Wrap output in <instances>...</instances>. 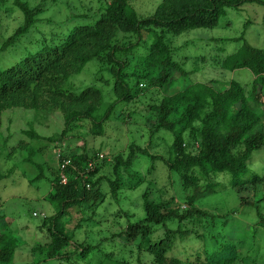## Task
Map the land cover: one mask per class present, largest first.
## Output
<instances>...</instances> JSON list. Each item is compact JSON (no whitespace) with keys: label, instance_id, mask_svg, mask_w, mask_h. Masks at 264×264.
Here are the masks:
<instances>
[{"label":"trees","instance_id":"1","mask_svg":"<svg viewBox=\"0 0 264 264\" xmlns=\"http://www.w3.org/2000/svg\"><path fill=\"white\" fill-rule=\"evenodd\" d=\"M6 3L0 0V11L10 13L18 9L23 23L0 46V52L25 35L43 11V3L32 6L26 0H14L13 7L5 6ZM252 3L264 5L263 0H160L151 16L141 18L129 0H110L105 7L97 9L95 15L99 19L94 25L72 27L66 34L40 45L36 52L27 53L15 65L0 68V117L6 111L29 110L35 116L56 108L62 114L63 128L48 141L53 142L51 146L57 163L70 161L64 170L65 184L60 180L59 169H52L51 191L45 199L54 206L55 212L44 217L40 226L41 229L46 227L48 241L38 245L34 251L36 258L28 264H91L93 260L96 262L95 252L101 251L103 242L114 240L124 243L123 256L107 254L106 260L98 259L97 264H183L169 257V253L187 241L200 242L196 249L187 251V256H196L197 264L261 263L259 259L264 254L258 255L264 252V244L254 243L247 254H242L239 244L230 242L223 234L224 224L231 214L213 215L198 207L196 202L199 194L203 197L219 192L217 188L224 189L228 185L230 189L241 191L250 185L251 203L241 196L238 201L256 210L261 223L256 227L248 226V231L254 239L259 236L264 243V229H257L264 227L258 212V205L264 203V175L243 178L250 155L264 147L263 121L254 112L264 105V50L246 42L244 36L249 23L245 22L241 35L234 39L241 45L230 55L215 61L225 72L248 70L253 76L250 86L233 80L227 84L211 80L220 88L215 89L208 83H193L171 91L169 87L178 77H186L189 72L183 71L173 59L175 51L165 38L168 34L177 36L194 29L213 28L225 15L226 8L239 9ZM83 16L87 17L80 15ZM118 33L123 36L117 38ZM133 37L136 41H132ZM140 44L145 54L136 58L135 50ZM134 58L136 62L132 63ZM194 59L206 61L202 56ZM92 60L101 64L97 75H107L105 82L111 88L113 101L106 103L102 89L95 86H86L80 92L63 88L70 76L79 73ZM134 100L144 103L151 113V120L144 117L145 124L152 122L151 139L146 147L130 143L126 155L121 152L98 159L87 154L85 144L74 150L64 144L69 133L77 128L103 136L112 118L125 124L138 111L119 110L116 116L114 112L119 104L128 105ZM160 131L173 137L168 144L167 158L147 151L152 143L154 145L152 138ZM23 133L33 139L39 138L33 129ZM39 144L38 150H44ZM27 151L30 156L28 154L25 160L33 163L34 151ZM138 155L146 157L150 165L145 173H136V181L131 183L127 173ZM158 160L171 176L176 175L180 190L190 186L198 190L201 184L203 189L186 197L182 206L177 200L181 197L176 193L166 198L169 189L173 190L172 184L169 179L163 184L153 174ZM106 166L110 168L108 176ZM219 176L227 177L226 186L218 182ZM141 184H146L142 193L143 217L131 221L133 215L120 208L121 192L134 190ZM113 204L116 208L110 213ZM101 207L102 213L107 215L98 217L96 213ZM72 212L76 214V222L71 220ZM78 213L81 214L79 218ZM102 216H110L112 225L125 218V226L95 242L89 240L88 235L78 240L67 232L70 224H74L73 231L81 229L84 223L101 225L105 219ZM6 230L5 227L0 231V264H12L18 248L17 239ZM133 241H137L134 247L125 248ZM125 249L130 254L137 252L134 263L125 257Z\"/></svg>","mask_w":264,"mask_h":264},{"label":"rangeland","instance_id":"2","mask_svg":"<svg viewBox=\"0 0 264 264\" xmlns=\"http://www.w3.org/2000/svg\"><path fill=\"white\" fill-rule=\"evenodd\" d=\"M6 1L5 6L13 7L14 0ZM26 1L32 6L43 3V11L38 15L35 25L25 35L21 36L17 42L5 51L0 52V68L2 69L15 65L27 53L36 52L40 45L43 43L48 44L53 37L56 39L66 34L72 27L94 25L99 19V16L95 15L97 9L105 7L110 0L101 2L98 0ZM129 1L141 18L151 16L160 4V0ZM80 15H87V17L83 16V18ZM263 17V4H245L239 9L226 8L225 15L219 19L217 25L213 28L194 29L177 36L166 35V40L175 51L173 59L181 65L183 71L189 72L186 77H178V81L171 85L169 89L174 91L193 83H208V85L214 87L215 85L212 84L211 80H218L225 84L233 80L250 86L253 76L248 70L241 69L233 73L225 72L220 69L215 60L230 55L241 45V42H236L234 39L241 35L245 22L249 23L244 36L246 42L255 48L264 50ZM22 23L23 15L18 9H13V12L10 13L0 11V46ZM122 36V33L117 34V38ZM221 40L224 42H221ZM132 41H136V38L133 37ZM135 53L136 58L145 54L141 44L135 50ZM200 56L205 57L206 61L194 59V57ZM136 58L132 60V63L136 62ZM189 58L191 59L188 60ZM100 67L99 61L92 60L79 73L70 76L63 88L80 92L86 86H95L102 89L106 103L113 101L111 88L105 82L108 79L107 75H97ZM100 77L101 80H99ZM219 88L220 85L215 86V89ZM222 89H224V86ZM119 110L129 113L137 110L138 114L127 119L125 124L112 118V121L107 123L105 127L106 134L103 136H94L84 128L74 129L73 132L69 133L64 144L73 150L80 149L85 144L87 154L90 157H96V154L99 153L109 158L121 152H125L126 155L130 143L146 147L151 139L149 128L152 123L147 122L145 124L144 122V117L147 116L150 119L149 114H151L147 106L139 100H134L133 103L128 105L119 104L114 112L115 116L118 115L116 112ZM254 112L262 118L264 125V105L255 108ZM42 113L34 116L29 110L19 109L15 112L6 111L0 117V231L6 227V232H10L17 239L18 248L15 251L12 264H28L36 258L34 251L38 248V245H44L48 241L46 227L40 228L43 218L51 216L55 212L54 206L45 199L51 191V182L54 176L52 169H57V158L54 154V147L51 146L53 142L48 141V139L53 138L63 128V118L56 108L45 110ZM33 116L35 118H32ZM31 129L39 136L38 139H33L23 133ZM172 139L171 134L160 131L155 138H152L155 141V146L152 143L147 151L167 158L169 156L167 154L168 144L172 143ZM37 143H40V148L44 147L43 152L38 150ZM46 143L47 145L49 143V146H45ZM15 148L17 149L13 151ZM29 149H32L35 154L32 156L33 163L25 160L30 156L27 151ZM137 157L132 169L127 173L131 183L136 181V173H145L147 166L150 165L146 157L143 158L141 155ZM37 165H39V168ZM109 170L110 168L108 169L106 166L105 174L107 176ZM153 174L155 177H159L163 184H166L168 179L170 180L172 184L170 188L173 190L169 189L166 198L170 199L169 196L176 193L181 197L177 198L181 206L184 204L186 197L197 194L199 189H203V184H201L197 187L198 190L193 186L186 187L184 191L180 190L176 175L171 176L172 173L170 174L167 171L160 160L155 162ZM253 175H264V147L253 152L247 161V172L243 178L247 179ZM98 176H101V174ZM218 182L222 184L221 186L225 185L228 182L227 177L219 176ZM247 187L246 190L237 191L236 189H230L227 185L224 189L217 188L219 192L215 191L203 197L199 194L196 202L198 207L210 211L213 215L225 216L231 214V218L224 224L223 234L230 242L233 240L239 244V250L242 254H247L254 243H258L260 246L264 244L258 235L256 240L248 231V226L256 227L261 223L256 210L252 207H244L243 202L238 201L241 196L251 203L253 193L250 190L251 186ZM145 188L146 184H141L134 190H123L121 192L120 208L133 215L131 221L143 217L142 193ZM112 207L110 213L114 212L113 210L116 208L114 204ZM102 209L103 207L100 208L99 213H96L98 217L99 215H107L102 213ZM258 212L264 220V203L258 205ZM80 215L78 213V218ZM71 220L73 222L77 220L74 212H72ZM119 220L115 222L116 225H112V218L108 216L105 217L101 225L91 226L84 223L81 229L74 231L72 229L74 224L67 222L70 225L66 229L78 240H83L88 235V239L95 242L98 239L110 236L112 232H119L120 228L125 226L126 219L121 218ZM261 227H257V229H264V227ZM202 232L204 231L202 230ZM204 234L207 235V232H204ZM199 243L194 241L184 242L179 247L176 246L169 253V257L179 259L183 261V264H197L199 261H196V256H187V251L196 249L200 245ZM135 244H137V241H133L125 248L134 247ZM123 245L124 243L118 240L103 242L101 251L95 252L96 262L99 263L98 259L106 260L107 254L114 257L123 256L121 253ZM124 252L127 260L134 263L137 252L131 251L130 254L129 250L126 249ZM263 254L264 252H261L258 256ZM200 257L203 256L200 255ZM259 261H261L260 264H264V256ZM96 262L93 260L91 264H97ZM52 264L58 263L53 262Z\"/></svg>","mask_w":264,"mask_h":264},{"label":"built area","instance_id":"3","mask_svg":"<svg viewBox=\"0 0 264 264\" xmlns=\"http://www.w3.org/2000/svg\"><path fill=\"white\" fill-rule=\"evenodd\" d=\"M101 157L102 156H100V158ZM69 164H70V161H68V160L63 161V162H59V170H60L59 177H60L62 184L66 183V175L64 174V170Z\"/></svg>","mask_w":264,"mask_h":264},{"label":"clouds","instance_id":"4","mask_svg":"<svg viewBox=\"0 0 264 264\" xmlns=\"http://www.w3.org/2000/svg\"><path fill=\"white\" fill-rule=\"evenodd\" d=\"M100 156H102V157L100 158ZM96 157H98V159H103L105 156L102 155V154L97 153V154H96ZM56 158H57V157H56ZM56 160H58V159H56ZM57 168L59 169V162L57 163ZM59 171H60V170H59ZM59 174H60V172H59Z\"/></svg>","mask_w":264,"mask_h":264}]
</instances>
